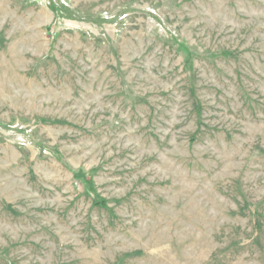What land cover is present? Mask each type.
I'll list each match as a JSON object with an SVG mask.
<instances>
[{"label": "rangeland", "instance_id": "rangeland-1", "mask_svg": "<svg viewBox=\"0 0 264 264\" xmlns=\"http://www.w3.org/2000/svg\"><path fill=\"white\" fill-rule=\"evenodd\" d=\"M0 264H264V0H0Z\"/></svg>", "mask_w": 264, "mask_h": 264}]
</instances>
